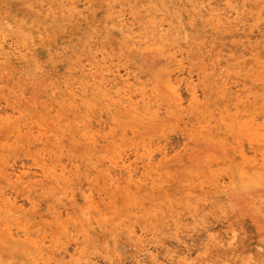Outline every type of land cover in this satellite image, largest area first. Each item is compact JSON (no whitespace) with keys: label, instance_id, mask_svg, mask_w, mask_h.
Segmentation results:
<instances>
[{"label":"rangeland","instance_id":"rangeland-1","mask_svg":"<svg viewBox=\"0 0 264 264\" xmlns=\"http://www.w3.org/2000/svg\"><path fill=\"white\" fill-rule=\"evenodd\" d=\"M108 1L111 3L116 1L115 6L104 8L100 0H0V17L7 15L6 21L9 23L8 25L0 24V33L7 34V44L5 41L3 44L10 47L9 44L14 42L23 48L20 53L16 52L10 58H0V92L2 95L4 93L10 95L6 97L5 103L4 101L0 103V194L1 192L9 194L12 199L15 198L18 205L23 199L21 211L17 212L20 216L16 217L14 222H18L17 225L25 227L29 232L33 230L32 234L28 235L29 239L45 237L43 239L46 246L44 257H48L52 252L56 259L60 260L59 264L62 261V264H105L106 262L111 264L109 260L116 262L112 264H183L186 257V261L192 260L190 264H264V218L257 217L255 213L260 207L258 214H264V140L251 137L244 127L238 128L234 127V123L231 124L236 111L235 102L239 104L238 107L242 112L251 110V113L261 115L257 123L264 119L262 117L264 102L254 97L262 92L264 71H258L252 53L257 45V48L262 51L261 55H264V32L260 34L256 29L250 31L248 27L257 15L249 8L245 0H234L238 3V19H243L245 30L239 34L226 32V35L225 32H216L215 37L217 35L219 37L212 41L210 35L214 29L205 25L207 23L205 19L208 18L205 1L182 0L191 4L187 7L191 15L190 20H193L194 25L191 30L187 28V20L182 19L183 22L174 18L175 6L165 8V1L107 0L106 2ZM215 1L212 2L213 5L218 4V7L227 8V0ZM70 2H74L86 18L72 17L70 21L55 20L54 17L60 15L58 6L64 3L65 7H68ZM262 4L264 6V0ZM113 9L118 10L115 13L122 10L125 15L127 14L130 17L129 22L134 17L138 32L158 31L161 26L163 32L166 30L165 45L159 50L161 56L155 63L151 62V56L146 51L145 45L134 47L131 42H125V37L122 39L118 29L105 27V14ZM52 12H56L54 17ZM31 30L42 31L44 33L42 39L37 38L34 33L27 36L23 34ZM85 33H95L90 44L82 43ZM258 35L262 37L255 40ZM198 43H201L202 51H196ZM238 44L240 52L236 49ZM6 45L4 46L6 50L11 48ZM230 45L236 49L235 53L238 51L236 54ZM235 45L237 46L234 47ZM222 46L226 49H221ZM242 50H247V53ZM181 52L186 55H181ZM200 52L203 54L201 55ZM242 52L246 54V57ZM87 54L95 58H100L103 54L108 66L112 67H110L111 70L118 68L121 73H124L127 69L139 75L141 83L130 79L131 82L127 86V89L132 92L133 101L138 99V93L142 87L147 88V94H150L152 86H156L158 94L155 97L156 100L152 98L150 111L157 109V103L159 107L162 104L163 109L159 108L155 118H152L149 113L135 118L128 105H125L127 102L117 101L119 99L117 96L110 100V94L108 96L106 94L108 91L112 95L116 90H122L124 82L117 81L112 87L108 83V78H111L109 74L103 75L100 81L88 78L85 82L83 73L87 66L85 65L82 72L78 69L83 62L87 63ZM231 56L237 58L232 59ZM181 57H184L183 60ZM81 58L84 60H80ZM178 58L181 60L179 61ZM221 60L223 63H219ZM165 67L170 73L174 69L171 73L174 77L177 74L187 77L188 74L186 76L184 72L193 75L192 83L195 87L197 86L196 99L191 98L182 84L180 87L184 90L180 87L178 90L180 101L182 100L181 106H175L177 99L166 91L161 82L165 75L162 70ZM196 72H200L201 81L196 77ZM1 82L5 83H3L4 87ZM18 82L19 84H15ZM224 83L228 87L226 93L223 89ZM188 84L191 83L188 81ZM234 84H236L235 87ZM53 86L56 87L55 91ZM101 117L104 118L101 119ZM200 118L210 120L206 132L188 137L185 128H190L191 124ZM81 119H91V122L92 120L93 123L95 122L92 128L98 131H96L99 136L97 145H88L87 140L79 137L80 128L74 125L76 122L81 123ZM97 119L106 122L107 127L102 128L97 125ZM31 124L35 125H32L34 130ZM16 125L22 127L19 133L13 132V127ZM194 130L197 131V129ZM38 141L40 144L37 143ZM214 141L217 144H226L227 147H223L221 151L206 150ZM145 143L148 144L146 147ZM239 144L245 150L243 152L247 158L252 159L255 156L254 167L243 166L238 151ZM135 145L138 147L140 145L138 153L145 154L151 151L152 156L154 155L151 169L160 171L161 169L158 168H164L161 170L160 179L154 176L151 181L139 180L138 174L136 182L128 185L126 178L118 170L112 169L108 172L103 169L104 166L101 167L99 163H96L98 153H107L115 147L122 150L125 157L128 155L129 158L130 155V159L133 160ZM159 148L169 152H167V161L161 162ZM42 156L47 157L45 159ZM9 159H12L11 162H6ZM57 160L62 165H67V168L71 163L79 165L82 172L80 176L76 175L74 179H71L66 192L59 194L53 190L56 188L59 191L66 182L53 181V174H46L41 169L43 166H39L43 162L50 166V162ZM137 165L141 169V163L138 162ZM22 166L26 167L25 170L30 173L26 177L23 176L21 180L17 181L15 175H4V168L11 170L10 168L20 169ZM57 169L55 172L59 173L60 170ZM40 182L45 183L44 187L39 184ZM220 185H226L227 190L222 192ZM92 188L95 191H92L94 202L99 200L98 204L102 203L103 207L101 205L99 207L103 210L104 217L96 210H92L90 214L82 211L85 207L83 204L86 193ZM98 192L102 194V200L99 199ZM30 200H34L35 204H31ZM59 203L60 206H58ZM74 205L77 210L74 209ZM53 212L60 213L58 220ZM61 212L64 213L61 214ZM203 212L205 221L202 219ZM3 222L4 218L0 217V225ZM57 223L65 224L67 228L70 225V229L73 228L70 233L72 232L73 235L71 234L68 238L65 232L60 233L61 229H57ZM12 226L13 231L19 230L14 224ZM258 226L261 227L258 229ZM131 228L136 231V234H141L144 240L137 241L136 238L131 237ZM210 231L223 236L224 240H229L234 231L236 238L231 239V243L215 242L209 238ZM21 233L17 232V235L21 238L25 237ZM76 241L80 242L78 247L81 253L80 259L79 253L70 256ZM156 244L162 245L154 249L153 246ZM63 246H67V254L60 252ZM107 248L111 253L107 252ZM57 250L61 256L57 255L59 254ZM26 252L20 250L14 255L4 253L0 257V264H34L35 258Z\"/></svg>","mask_w":264,"mask_h":264},{"label":"bare ground","instance_id":"bare-ground-1","mask_svg":"<svg viewBox=\"0 0 264 264\" xmlns=\"http://www.w3.org/2000/svg\"><path fill=\"white\" fill-rule=\"evenodd\" d=\"M64 1V0H63ZM70 1V0H69ZM107 0H100V2L102 3V6L104 8H113V6H115V2H106ZM111 1V0H110ZM147 1V0H146ZM162 1H165V8H171L173 6H175V11H174V8H173V15H174V18H176L177 20H180V21H183L182 19H185L187 20L186 24H187V28L188 29H193L194 25H193V20H190V17L191 15L189 14V9L187 8L188 6L190 7L191 4L188 2V1H182V0H162ZM202 1H205V7H206V10L208 11V18L205 19V22H207L205 25L208 26L210 29H214L212 34L210 35L212 41L216 38V37H219V35H217L215 37V33L216 32H220V33H224L225 32V35H226V32H234V33H238L239 32H243L245 30V23L243 21V19H238V3L237 1L234 2V0H227L226 1V6L227 8H223V7H218V4L216 5H213L212 2H214L215 0H201ZM218 1V0H217ZM220 1V0H219ZM218 1V2H219ZM240 1V0H239ZM5 2V1H4ZM52 2V1H51ZM76 2V1H75ZM83 2V1H82ZM106 2V3H105ZM222 2V1H220ZM247 2V4L249 5V8H251L252 10H254V14H256V18L254 17V22L253 23H249L248 27H249V30L252 31L254 29H256L260 34L264 32V6H262V2L263 0H245V3ZM54 3V2H53ZM52 3V4H53ZM56 3V2H55ZM140 3V2H139ZM191 3H194L191 1ZM215 3H217L215 1ZM225 3V2H224ZM77 4V3H76ZM86 4V3H85ZM145 4V3H144ZM55 5V4H53ZM80 5V4H79ZM78 5V6H79ZM162 5H164V3H162ZM223 5V4H222ZM56 6V5H55ZM93 6V5H92ZM177 6V7H176ZM34 7V6H33ZM57 7V6H56ZM81 7V6H80ZM59 9V12H60V15L59 17H54V15L56 14V12H52V15L54 17V19L56 20H59V21H64V20H68L70 21L72 19V17H77L78 19H82V18H86L85 16H83V11L82 10H79L77 8V6L75 5L74 2H70V6H66L64 5V3H61L59 6H58ZM92 9V8H91ZM124 9V8H123ZM86 10V9H85ZM84 10V11H85ZM127 10V9H126ZM42 11V10H41ZM49 11V10H48ZM118 10H109L106 14H105V17H104V20H105V27L108 28V29H118L120 31V35L122 37V39L125 37V42L126 41H129V43L131 42V44L134 46V47H138L140 45H145L146 48H147V52L149 53V55L151 56V62L155 63V61H157L158 57L161 56V53H159V50L161 49V47H164L163 45H165V35H166V30L163 32L162 31V26L161 28L158 30V31H151L150 33L148 32H138L137 30V25H136V20L134 19V17H132V20L129 22L130 20V17L127 15H125V13L122 11V10H119L118 13H115L117 12ZM155 12V11H154ZM67 13V15H65ZM127 13V11H126ZM169 13V12H168ZM5 14V13H4ZM131 14V13H130ZM234 14V15H233ZM38 15L40 16V12L38 13ZM233 15V16H232ZM7 16V15H6ZM6 16H4L3 18L0 17V24H4V25H8L9 23L6 21ZM232 16V17H231ZM129 19V20H128ZM203 19V18H202ZM128 20V22H127ZM139 20V19H138ZM248 20V19H247ZM171 21V20H170ZM184 22V21H183ZM182 22V23H183ZM181 23V25H182ZM195 23V22H194ZM197 23V22H196ZM86 24V23H85ZM198 24V23H197ZM195 24V25H197ZM201 24V22L199 23ZM67 25V24H66ZM96 25V24H95ZM30 26V25H29ZM157 27V26H156ZM140 30V28H138ZM177 29V28H176ZM166 32V33H165ZM187 32V31H186ZM197 32V30H196ZM34 33V35L39 38V39H42V34H44L42 31H34V30H31L30 32H23V34L26 36L28 34H32ZM189 33V32H188ZM47 34V33H46ZM183 34H186L183 32ZM191 35V33H189ZM199 34V33H197ZM6 33H0V58L3 57L4 59H7V58H10L11 55L15 54L16 52L20 53L23 48H21L20 45L12 42V44H9L10 47L7 44V39H6ZM225 35H223V37L225 38ZM12 36V35H11ZM95 36V33H85L84 37H83V44H90L92 42V38ZM231 36V35H230ZM237 36V35H236ZM30 37V35H29ZM185 37V35H184ZM192 37V35L190 36ZM235 37V36H233ZM249 39H250V36H248ZM262 36L261 35H258L256 39L258 38H261ZM173 38V37H171ZM178 38V37H177ZM208 38V36L206 37ZM227 38V37H226ZM10 39V38H9ZM175 39V38H173ZM222 39V37H221ZM54 40V39H53ZM176 40V39H175ZM174 40V41H175ZM197 40V39H196ZM254 40V41H255ZM264 40V38H263ZM4 41L6 42V44H3ZM243 41V40H242ZM245 41V39H244ZM250 41V40H249ZM203 42V41H201ZM206 42V41H204ZM208 42V40H207ZM246 42V41H245ZM158 43V44H157ZM257 43V42H256ZM208 44V43H207ZM223 44V43H222ZM231 44V43H230ZM236 44V43H235ZM242 43H240L241 45ZM6 47H9L10 49L6 50L5 49V46ZM72 45V44H71ZM158 45V46H157ZM182 45V44H181ZM180 45V46H181ZM209 45V44H208ZM207 45V46H208ZM226 45H228V43L226 42ZM234 45V44H233ZM233 45H230L232 46V50L234 52V50H238L240 52V50L238 49L239 48V44H238V47L236 49L233 48ZM237 45H235L234 47H236ZM183 47V46H182ZM197 49L196 51H199L201 50V43L197 44ZM246 47V46H245ZM167 48V47H166ZM171 48V47H170ZM224 47L222 46L221 49H223ZM178 49V48H177ZM193 49V47H192ZM204 49V47H203ZM226 48H224L225 50ZM64 50V49H63ZM210 50V49H209ZM218 50V48H217ZM256 50V51H254ZM66 51V50H65ZM119 51V50H117ZM177 51V50H176ZM202 51V50H201ZM230 51V50H228ZM237 51V52H238ZM244 51V50H242ZM247 50H245L244 52H246ZM253 52V56L255 57V62L258 66V71H264V55H261V50H259L257 48V45L253 48L252 50ZM264 51V50H263ZM116 52V51H115ZM122 52V51H121ZM236 52V53H237ZM244 52L243 55H244ZM120 53V51H119ZM174 53V52H173ZM176 53V52H175ZM182 54L181 55H186L185 53L181 52ZM189 53V52H188ZM201 55L203 54V52H200ZM206 53V52H205ZM235 53V52H234ZM235 53V54H236ZM247 53V52H246ZM250 52H248L249 54ZM58 54V53H57ZM104 54V53H103ZM102 54V56L100 58H95V56H92V57H86L87 59V63L84 64L83 62V65H81V67L78 69L79 72H82L84 71V67L85 65L87 66V69L85 70V72L83 73V78L85 79V82L88 81V78H90L91 80H96L97 81L99 80H102V76L105 75V74H109L111 76V78H108V83H110L109 85H115L117 81H122L124 82V86L122 87V90H116L114 92V94L111 95V92L108 91L106 92L107 96L108 94H110L109 96V99L111 100L112 97L114 96H117L119 99L117 101H120L122 103V101H125L127 102V104L125 105H128L129 107V110L132 112L133 116L136 118L140 115H146V114H151L152 115V118L156 117L157 114H158V110L159 108L162 106V104L160 105L159 107V103H157V109H154L152 111H150L152 105L151 103L153 102L152 98L155 99L156 95L158 94V91L156 89V86H152L151 88V93L150 94H147V91L145 87H142L140 90H139V97L138 99H136L135 101L132 100V92L127 89V86L130 84L131 80L130 79H133V81H136L138 83H141L140 81V77L138 74H135V73H132L131 71H128L127 69H125L124 73H121L119 71L118 68L114 69V70H111V66H108L107 64V59L106 57H104ZM180 54V52H179ZM190 54V53H189ZM241 54V53H240ZM247 54V55H248ZM61 55V54H60ZM106 55V54H105ZM176 55V54H175ZM178 55V54H177ZM188 55V54H187ZM239 55V54H238ZM242 55V54H241ZM24 56V55H23ZM63 56V55H62ZM82 56V55H81ZM246 57V54L244 55ZM177 57V56H176ZM179 57V56H178ZM232 57V56H231ZM239 57V56H238ZM123 58V57H122ZM174 58V57H173ZM184 58V57H181V59ZM234 58H237L235 56L232 57V59ZM79 59V58H78ZM180 58H178V60L180 61L181 60ZM216 59V58H215ZM214 59V60H215ZM231 59V58H230ZM82 60V58L80 59ZM79 60V61H80ZM84 60V59H83ZM82 60V61H83ZM183 60V59H182ZM186 60V59H185ZM223 60V59H222ZM221 60V62L219 63H223ZM228 60V58H227ZM36 61V60H35ZM216 61V60H215ZM220 61V60H219ZM175 62V61H174ZM187 63L189 62L188 60L186 61ZM212 62V61H211ZM225 62V61H224ZM240 62V61H239ZM112 63V62H111ZM177 64V62H175ZM167 64V63H166ZM175 64V65H176ZM174 65V66H175ZM178 65V64H177ZM184 65V64H182ZM181 65V66H182ZM189 65V64H188ZM202 65V64H201ZM180 66V67H181ZM111 67V68H110ZM201 67V66H200ZM186 68V67H185ZM214 68V67H213ZM239 68V67H238ZM168 69V68H167ZM166 67L163 68V74L164 77L162 78L161 82H163L164 86H165V89L166 91H168L171 95H173L177 101H176V104L175 106L176 107H179L181 106V101H180V93L178 92L179 90V87L183 84L186 88V90L190 93L191 95V98L192 99H196L197 97V90H196V87L195 85L192 83V77L193 75L191 73H186L184 72V67H183V72L186 74H188L187 77H184V76H180V74H177L175 77L171 74L172 72H174V69L173 71L170 73L169 70H167ZM170 69V68H169ZM176 69V68H175ZM182 69V67H181ZM235 69V68H234ZM6 70V69H5ZM40 70V69H39ZM123 70V69H122ZM181 71V72H182ZM232 71V70H231ZM249 71V70H248ZM5 72V71H4ZM13 72V70H12ZM177 72V71H175ZM180 72V73H181ZM183 72L181 74H183ZM15 73V72H14ZM137 73V71H136ZM179 73V72H178ZM9 74V73H8ZM13 74V73H11ZM174 74V73H173ZM4 75V74H3ZM2 75V76H3ZM196 77L199 78L200 80V72H196L195 73ZM8 76V75H7ZM15 76V74H14ZM56 77V76H55ZM59 77V76H57ZM143 77V75H142ZM148 77V76H147ZM3 78V77H2ZM9 78V77H8ZM60 78V77H59ZM67 78V77H66ZM190 78V79H189ZM222 78V77H221ZM5 79V78H4ZM3 79V80H4ZM75 79V78H74ZM144 79H145V76H144ZM147 79V78H146ZM21 80V79H20ZM55 80V79H54ZM60 80V79H59ZM67 80V79H66ZM69 80V79H68ZM130 80V81H129ZM194 80V79H193ZM1 81V80H0ZM77 81V80H76ZM104 81V80H103ZM102 81V82H103ZM129 81V82H128ZM132 81V82H133ZM188 81L191 83V84H188ZM201 81V80H200ZM21 82V81H20ZM51 82H53V80H51ZM62 82V81H61ZM91 82V81H90ZM89 82V83H90ZM135 82V83H136ZM203 82V81H202ZM233 82V81H232ZM241 82V81H240ZM239 82V83H240ZM2 83V82H1ZM4 83V82H3ZM2 83V86L5 84ZM24 83V82H23ZM107 83V84H108ZM137 83V84H138ZM145 83V82H144ZM149 83V82H148ZM228 83V82H227ZM15 84H19L18 83H15ZM70 84V83H69ZM146 84V83H145ZM237 84V83H236ZM234 84V87L235 85ZM1 85V84H0ZM66 85V84H65ZM72 85H73V82H72ZM106 85V84H105ZM134 85V83H133ZM67 86V85H66ZM75 86V85H73ZM99 86V85H98ZM183 86V87H184ZM4 87V86H3ZM17 87V86H16ZM54 87V91L56 89L55 86ZM113 87V86H112ZM228 87H229V83H228ZM228 87L225 85H223V89L226 93V91L228 92ZM253 87V86H251ZM6 89V88H5ZM44 89V88H43ZM42 89V90H43ZM67 89V88H65ZM114 89V88H113ZM119 89V88H118ZM180 89L182 90L183 88L180 87ZM237 89V88H236ZM71 90V88L69 89ZM102 90V89H101ZM100 90V91H101ZM104 90V89H103ZM148 90V89H147ZM184 90V89H183ZM200 90V89H199ZM240 90V89H239ZM261 90L262 92L261 93H258L256 95H254V97L256 99H261L263 102H264V86H261ZM2 91V90H1ZM15 91V90H14ZM186 91V92H187ZM243 91V90H242ZM84 92V91H83ZM155 93V94H153ZM182 93V92H181ZM200 93V92H198ZM235 93V92H234ZM1 94V92H0ZM17 94H19V92H17ZM135 93H133L134 95ZM220 94V93H219ZM240 94V93H239ZM2 95V94H1ZM6 93H4L2 96H0V103L4 101H6V97L10 95H6ZM65 95V94H64ZM185 95V93H184ZM187 96V95H186ZM18 97V96H17ZM182 97V96H181ZM199 97V95H198ZM246 97L248 98L249 97V92L246 94ZM66 98V96H65ZM201 98V96H200ZM230 98V97H229ZM78 99V98H77ZM84 99V98H83ZM233 99V97H232ZM257 100V101H258ZM184 101V100H183ZM115 102V100L113 101ZM221 102V101H220ZM17 103V102H16ZM141 103V104H140ZM184 103V102H183ZM233 103V102H232ZM41 104V103H40ZM231 104V103H230ZM121 105V104H120ZM123 105V104H122ZM199 105V104H198ZM238 103L235 102V106H236V111L234 112V119L231 120V124L234 123V127H238V128H242L244 127L250 134L251 137H255V138H259L260 140H264V119L257 123V119L258 116L257 114H254V113H251V110H247L245 112H242V110L238 107ZM11 106V105H10ZM90 106V105H89ZM154 106V104H153ZM201 106V105H200ZM227 106V105H226ZM15 107V106H14ZM32 107V106H31ZM37 107V106H36ZM43 107V106H42ZM16 108V107H15ZM34 108V107H33ZM32 108V109H33ZM38 108V107H37ZM37 108L35 110H37ZM162 108V107H161ZM3 109V108H2ZM5 109V107H4ZM11 109V108H10ZM14 109V108H13ZM114 109V108H113ZM163 109V108H162ZM179 109V108H178ZM184 109V108H183ZM182 109V110H183ZM12 110V109H11ZM229 110V109H228ZM1 111V110H0ZM14 111V110H13ZM17 111V109H16ZM25 111V110H24ZM41 111V110H40ZM163 111V110H162ZM161 111V112H162ZM167 111V110H166ZM185 111V110H183ZM164 112V111H163ZM1 113V112H0ZM7 113V112H6ZM19 113V112H18ZM229 113V112H228ZM4 114V113H2ZM261 114V113H259ZM17 115V114H16ZM165 115V114H164ZM201 115V114H200ZM19 116V115H18ZM84 116V115H83ZM204 116V115H203ZM23 117V116H22ZM264 117V116H262ZM77 118V117H76ZM100 118V116H99ZM104 118V117H103ZM101 117V119H103ZM188 118V117H187ZM226 118V117H225ZM1 119V118H0ZM92 119V118H91ZM91 119L89 120H84V119H81V123H78L76 122V124L74 125L75 127L77 128H80V131L78 132V135L81 139H85L87 140V143L88 145L90 144H93V145H97V141H98V138L99 136H97V130L92 128L93 124H95V122L93 123V120L92 122L90 121ZM6 120H7V117H6ZM5 120V121H6ZM20 120V119H19ZM27 120V119H26ZM95 121V120H94ZM97 122V125H99L100 127H104L107 125L106 122H104L103 120H99L97 119L96 120ZM204 121V123H202ZM30 122V121H29ZM91 122V123H90ZM20 124L22 122H19ZM189 123V122H188ZM210 123V120L209 118H205V119H198L196 120L195 123H192L191 124V127L190 128H185V132L187 134L188 137H194L196 134L198 133H203V132H206V127L208 126V124ZM1 125V124H0ZM33 124H31L30 126H32ZM114 125V124H113ZM112 125V127H113ZM24 126V125H23ZM35 126V125H33ZM33 126H32V129H33ZM25 127V126H24ZM99 127V129L101 130V128ZM107 127V126H106ZM13 132H17L19 133L21 131V126L20 125H16L13 127ZM38 128V127H37ZM66 131H67V128H65ZM129 129V128H128ZM127 129V131H129ZM193 129H197V131H193ZM34 130V129H33ZM97 131V132H96ZM115 131V130H113ZM118 131V130H117ZM126 131V130H125ZM131 132V131H130ZM197 132V133H195ZM30 134V133H29ZM131 134V133H130ZM100 135V134H99ZM54 136V135H53ZM109 136V135H108ZM12 137V136H11ZM55 137V136H54ZM133 137V136H132ZM150 137V136H148ZM38 138V137H37ZM41 138V137H39ZM106 138V137H104ZM185 138V137H184ZM244 138V137H243ZM160 139V138H159ZM245 139V138H244ZM40 140V139H39ZM101 140V138H100ZM248 140V139H247ZM160 141V140H159ZM162 141V140H161ZM220 141V140H219ZM257 142V141H256ZM38 144L39 141L37 142ZM150 143V142H149ZM221 143V141H220ZM243 143V142H242ZM241 143V144H242ZM124 144V143H123ZM146 144L145 143V147H146ZM241 144H239V156L241 158V162L243 163V166H250V167H254L255 164H256V159H255V156L252 158V159H249L245 156L243 150L241 148ZM244 144V143H243ZM1 145V144H0ZM5 145V144H4ZM3 145V146H4ZM148 145V144H147ZM152 145V144H151ZM154 145V144H153ZM211 146L208 147L206 150H213V151H221L223 147H227L226 144H217L215 141L212 142L210 144ZM232 145V144H231ZM175 146V145H174ZM244 146V145H242ZM9 147V146H8ZM140 147V145H139ZM139 147L138 146H134L133 148L135 149V159L131 160L130 159V155H129V158H128V155H126L127 157L124 156V154L122 153V150H120L118 147H115L113 150H109L106 152H102L101 154H97V160H96V163H99V166H104L103 169L104 170H108V172H111L112 169H115V170H118L125 178H126V183L128 185L136 182V178L139 174V180H148V181H151L153 179L154 176L158 177V179H160V174L162 173L161 170H163L164 168H158V169H161L160 171H157L155 168L151 169V165H152V160H153V156H152V153L151 151H147L145 154L142 153H138L139 152ZM164 147V146H163ZM162 147V148H163ZM162 148H159V153H160V159H161V162L163 161H167L168 158H167V152L166 150L162 149ZM244 148V147H243ZM246 148V147H245ZM248 148V147H247ZM37 149V147H36ZM123 149V148H122ZM234 149V148H233ZM41 150V149H40ZM39 150V152H40ZM126 150V149H124ZM168 150V149H167ZM21 151V150H20ZM45 151V150H44ZM245 151V150H244ZM64 152V151H62ZM154 152V151H152ZM234 152V150H233ZM45 153V152H44ZM71 153V152H70ZM134 153V152H133ZM169 153V152H168ZM264 153V152H263ZM261 152V155L263 154ZM155 154V153H154ZM237 154V153H236ZM257 154V153H256ZM255 154V155H256ZM21 155V154H20ZM32 155V154H31ZM61 155V154H60ZM133 156V155H132ZM43 158L46 159L47 156H42ZM66 157V156H65ZM145 157V158H144ZM227 156H225L226 158ZM237 157V155H236ZM69 158V156H68ZM67 158V159H68ZM220 158V157H219ZM24 159V158H23ZM29 159V158H28ZM27 159V160H28ZM48 159L49 158V154H48ZM63 159V157H62ZM12 160V159H11ZM11 160L9 159V161H6V162H11ZM18 160V159H17ZM17 160H14V161H17ZM43 160V159H42ZM65 160V158L63 159ZM74 160V159H72ZM2 161V160H1ZM68 161V160H67ZM74 162H76L74 160ZM139 163H141V169L139 168V166L137 165ZM219 162V161H218ZM14 163V162H13ZM68 163H71V162H68ZM16 164V163H15ZM50 166L47 165V163L43 162L42 164H40L39 166H43L41 169H43V171L46 173V174H53V181H60L62 180V182H66V184L62 186V188H60L59 191L56 190V188L53 190L55 193H64L67 191V188L68 186L71 184V179H74V177L77 175V176H80V173L82 174L80 168L78 167L79 165H73L72 163L69 164V168H67L68 166L67 165H62L58 160L57 161H53V162H50ZM75 164V163H74ZM155 164V163H154ZM157 164V163H156ZM214 164V163H213ZM12 165V164H11ZM18 165V163L16 164ZM20 165V164H19ZM18 165V166H19ZM26 165V164H25ZM13 167V166H12ZM16 167V166H15ZM59 168V170L57 168ZM100 167V168H101ZM26 168V167H25ZM24 168V166H22V168L20 169H14V168H10L11 170H7L8 168H4V175H15L16 176V180H21L23 176H27L30 172L29 171H26ZM44 168H47L46 170ZM34 169V168H33ZM32 169V170H33ZM36 169V168H35ZM39 169V168H38ZM56 169L59 171V173H56ZM37 170V169H36ZM28 172V173H27ZM43 172V173H44ZM156 172V173H155ZM44 173V174H45ZM66 173H68V175H65ZM155 173V174H154ZM32 174V173H31ZM34 175V173H33ZM89 175V174H88ZM174 175V174H173ZM89 177V176H88ZM95 177V176H94ZM9 181V180H8ZM43 181V180H42ZM225 181V180H224ZM10 182V181H9ZM68 182V183H67ZM95 182H97L95 180ZM100 182V181H99ZM70 183V184H69ZM219 183V182H218ZM249 183V182H248ZM247 183V184H248ZM252 183V182H251ZM28 184V183H27ZM39 184H41V186L44 187L43 184H45L44 182H40ZM225 184V183H224ZM117 185V184H116ZM174 185V183H173ZM204 185V184H203ZM94 186V185H93ZM92 186V187H93ZM5 187V186H4ZM10 188V187H9ZM171 188H172V185H171ZM169 188V189H171ZM220 190L222 192H225L227 190V187L226 185H220ZM3 190H6L4 188H2ZM8 189V188H7ZM37 189V188H36ZM204 189V188H203ZM41 190V189H39ZM72 190V189H71ZM166 190L168 191V188H166ZM14 191V190H12ZM12 191H11V194H12ZM70 191V190H69ZM92 191H94V189L92 188V190L90 189L87 193H86V199H85V202L83 204V212L84 213H87V214H90L92 212V210H96L100 215H102L103 217L105 216L104 215V212L102 209H100L99 205L101 204H98V202H94V196H93V193ZM102 191V190H101ZM207 191V190H206ZM6 192V191H4ZM95 192V191H94ZM170 193V191H168ZM174 192V191H173ZM9 193V192H8ZM19 193V192H18ZM71 193V191H70ZM103 193V192H102ZM69 194V193H68ZM95 194V193H94ZM15 195H18V194H15ZM14 195V196H15ZM96 195V194H95ZM167 195V193H166ZM262 195V194H261ZM169 196H172V195H169ZM205 196V195H204ZM18 197V196H17ZM29 197V196H28ZM98 197L99 199H103V196L100 192H98ZM173 197V196H172ZM26 198V197H25ZM19 199V198H18ZM29 199H31L29 197ZM97 199V198H96ZM25 200V199H24ZM21 201V200H20ZM74 201V200H72ZM23 203V199L21 201ZM28 201H26L27 203ZM21 203V204H22ZM29 203V202H28ZM30 203L31 204H35L34 200L31 201L30 200ZM73 203V202H72ZM100 203V202H99ZM256 203V202H255ZM21 204L18 205L17 204V201L14 199H12V196H10L9 194H4L3 192H1L0 194V217L4 218V222L2 225H0V257L4 254V253H9L10 255H14L16 252L18 251H27L26 253L27 254H31L35 259H34V264H57L60 260L56 259V257L54 256V253L51 252V254L48 256V257H44V250L46 248L45 246V241L43 240L45 237H39V238H36V239H29L28 238V235L29 233H31L32 231H28L25 227H20V225H17L18 222H14V220H16V217H19L20 215L17 214V212L21 211ZM207 204V203H205ZM25 206V201H24V204ZM56 205V204H55ZM54 205V206H55ZM210 205V204H209ZM28 206V205H27ZM60 206V203L59 205ZM62 206V205H61ZM102 206V205H101ZM129 206V205H128ZM140 206V205H139ZM64 207V206H62ZM103 207V206H102ZM142 207V206H141ZM53 208V207H52ZM133 208V207H132ZM74 209H76V205H74ZM131 209V208H130ZM134 209V208H133ZM201 209V208H200ZM214 209V208H213ZM260 207L256 210V215L257 217L259 218H264V214H261L259 215L258 214V211H260ZM63 210V209H62ZM77 210V209H76ZM172 210V209H171ZM95 211V212H96ZM138 211V210H137ZM136 211V213H137ZM81 212V213H83ZM94 212V213H95ZM139 212V211H138ZM178 212V211H176ZM205 212V211H204ZM203 212V213H204ZM64 213V212H61V214ZM97 214V213H96ZM179 214V212H178ZM200 214V213H199ZM53 215L56 217V219L58 220L60 218V213L59 212H53ZM193 215V214H192ZM110 216V215H109ZM202 216V215H201ZM215 216V215H214ZM205 217V213H204V216H203V220L205 221L206 217ZM69 217H67L68 219ZM101 218V217H99ZM87 219V218H86ZM122 219H123V216H122ZM125 219V218H124ZM63 219H61L62 221ZM78 220V219H77ZM126 220V219H125ZM119 221V220H118ZM68 222V221H66ZM127 222V221H126ZM155 222V221H154ZM211 222V221H210ZM23 223V222H22ZM203 223V222H202ZM209 223V222H208ZM12 224H14V226L16 227V229H19V230H16L17 232H22L24 234L25 237L21 238L20 236L17 235V232L16 231H13L12 228H14L12 226ZM58 224V228L61 229L60 233L61 232H65V235H68V238L71 237V234L72 232L70 233V231L73 230L70 229V225L68 226L69 228H67V226L65 224L61 225L60 223H57ZM199 224V222H198ZM25 225V224H24ZM34 225V224H32ZM209 226V224H207ZM211 225H214V224H211ZM137 226V225H135ZM180 226V225H179ZM224 226V225H223ZM138 227V226H137ZM147 227V226H146ZM197 227V226H196ZM195 227V228H196ZM210 227V226H209ZM213 227V226H212ZM217 229V226H215ZM261 226H258V229L260 228ZM30 228V227H29ZM41 228V226H40ZM56 228V227H54ZM92 228V227H91ZM174 228V227H173ZM190 227L188 226V229ZM202 228V227H201ZM85 229V228H84ZM137 229V228H136ZM145 229V228H144ZM147 229V228H146ZM212 229V228H211ZM186 230V229H185ZM201 230V229H200ZM42 231V230H41ZM145 231V230H144ZM163 231V230H162ZM204 231V230H203ZM206 231V230H205ZM139 232V231H137ZM143 232V231H141ZM151 232V231H150ZM149 232V233H150ZM166 232V231H165ZM163 232V233H165ZM178 232V231H177ZM191 232V231H190ZM225 232V231H224ZM223 232V234H224ZM21 233V234H22ZM55 233V232H54ZM157 233V232H156ZM180 233V232H179ZM185 233V232H184ZM20 234V235H21ZM32 234V233H31ZM34 234V232H33ZM44 234V233H43ZM46 234V233H45ZM44 234V235H45ZM78 234V233H77ZM177 234V233H176ZM182 234V233H181ZM186 234V233H185ZM226 234V232H225ZM53 235V233H52ZM51 235V236H52ZM73 235V234H72ZM149 235V234H147ZM171 235V234H170ZM179 235V234H178ZM184 235V234H183ZM209 235V238L212 239L213 241L215 242H222V243H231L232 240H234L236 238V234L234 231H232V234L229 238V240H224V237L223 236H219L218 234H215V233H212L210 231V233L208 234ZM47 236V235H46ZM70 236V237H69ZM80 236V235H79ZM111 236V235H110ZM130 236L133 237V238H136L137 241H142L144 240L143 239V236H141V234H136V231L131 228L130 230ZM182 236V235H181ZM181 236H178V237H181ZM184 237V236H183ZM47 238V237H46ZM116 239V237H114ZM163 238V237H162ZM161 238V239H162ZM169 238V237H168ZM76 239V238H75ZM180 239V238H179ZM232 239V240H231ZM59 240V239H58ZM167 240V239H165ZM182 240V239H180ZM164 241V240H163ZM173 241V240H172ZM169 242V240H168ZM184 242V241H183ZM72 243V242H71ZM140 243V242H139ZM173 245L175 242H172ZM74 244V242H73ZM106 244V243H105ZM155 244V243H154ZM167 244V242H166ZM179 244V243H178ZM177 244V245H178ZM67 245V244H66ZM162 244H156L154 245V249H157V247L161 246ZM176 245V243H175ZM180 245V244H179ZM80 246V242L76 241V246L73 248V253L70 254V256H73L75 255L76 253L78 254V258L80 259V256H81V253H80V249H78V247ZM107 246V245H106ZM148 246V245H147ZM62 247V246H61ZM70 247V246H68ZM150 247V246H149ZM35 249V251L33 249ZM49 248V247H48ZM47 248V249H48ZM71 248V247H70ZM69 248V249H70ZM200 248V247H199ZM162 249V248H161ZM181 249V248H180ZM185 249V248H183ZM191 249V248H190ZM59 250V249H58ZM57 250V251H58ZM108 248H107V252H108ZM145 250V249H144ZM148 250V249H146ZM177 250V249H176ZM160 251V249H159ZM192 251V250H191ZM62 253H65L67 254L68 253V250H67V246H63V248H61V251ZM184 252V251H183ZM56 253V252H55ZM59 253V251H58ZM108 253H111L110 251ZM155 253V252H154ZM175 253V252H174ZM180 253V252H179ZM57 254V253H56ZM64 254V255H65ZM182 254V253H181ZM204 254V253H203ZM57 255H60L57 254ZM86 255V254H85ZM112 256V254H110ZM120 255V254H119ZM159 255V254H158ZM167 255V254H165ZM185 255V254H184ZM61 256V255H60ZM66 256V255H65ZM64 256V257H65ZM98 257V256H97ZM118 257V256H117ZM121 257V255H120ZM119 257V258H120ZM126 257V256H125ZM173 257H174V254H173ZM189 257V255H188ZM95 258V257H94ZM112 258V257H111ZM118 258V259H119ZM123 258V257H121ZM120 258V260H122ZM161 258V257H160ZM86 259V257L84 258ZM113 259V258H112ZM187 257L184 259L183 261V264H190L191 261H186ZM98 260V259H97ZM96 260V261H97ZM101 260V259H100ZM99 260V261H100ZM163 260V259H161ZM165 260V259H164ZM170 260V259H169ZM8 261V260H7ZM72 261V260H71ZM80 261V260H79ZM95 261V262H96ZM112 264V262L116 263L115 261L113 260H109ZM224 261V260H222ZM172 262V261H171ZM169 262V263H171ZM63 263V261H62ZM60 263V264H62ZM173 263V262H172ZM179 263V262H178ZM223 263V262H222ZM59 264V263H58ZM68 264V263H66ZM107 264V262L105 263ZM174 264V263H173ZM198 264V263H197Z\"/></svg>","mask_w":264,"mask_h":264}]
</instances>
